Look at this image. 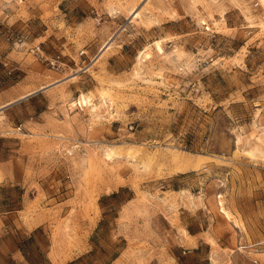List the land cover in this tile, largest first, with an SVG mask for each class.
<instances>
[{
	"label": "rangeland",
	"instance_id": "1",
	"mask_svg": "<svg viewBox=\"0 0 264 264\" xmlns=\"http://www.w3.org/2000/svg\"><path fill=\"white\" fill-rule=\"evenodd\" d=\"M0 264H264V0H0Z\"/></svg>",
	"mask_w": 264,
	"mask_h": 264
},
{
	"label": "trees",
	"instance_id": "2",
	"mask_svg": "<svg viewBox=\"0 0 264 264\" xmlns=\"http://www.w3.org/2000/svg\"><path fill=\"white\" fill-rule=\"evenodd\" d=\"M117 194V192H112L110 195H116ZM90 253V252H89ZM92 253V252H91ZM90 253V254H91ZM117 254H114L113 256H112V258H114L115 256H116Z\"/></svg>",
	"mask_w": 264,
	"mask_h": 264
},
{
	"label": "bare ground",
	"instance_id": "3",
	"mask_svg": "<svg viewBox=\"0 0 264 264\" xmlns=\"http://www.w3.org/2000/svg\"><path fill=\"white\" fill-rule=\"evenodd\" d=\"M136 12V11H135ZM136 15V13H134ZM108 46H110V44H108ZM104 49V48H103ZM105 50V49H104ZM83 102V101H82Z\"/></svg>",
	"mask_w": 264,
	"mask_h": 264
}]
</instances>
